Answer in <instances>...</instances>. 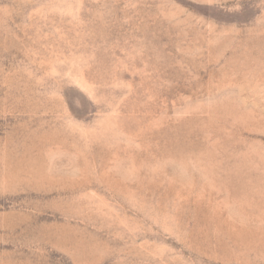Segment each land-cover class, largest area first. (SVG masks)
<instances>
[{
  "label": "rangeland",
  "instance_id": "rangeland-1",
  "mask_svg": "<svg viewBox=\"0 0 264 264\" xmlns=\"http://www.w3.org/2000/svg\"><path fill=\"white\" fill-rule=\"evenodd\" d=\"M0 264H264V0H0Z\"/></svg>",
  "mask_w": 264,
  "mask_h": 264
}]
</instances>
